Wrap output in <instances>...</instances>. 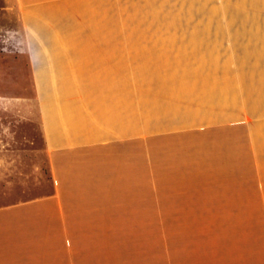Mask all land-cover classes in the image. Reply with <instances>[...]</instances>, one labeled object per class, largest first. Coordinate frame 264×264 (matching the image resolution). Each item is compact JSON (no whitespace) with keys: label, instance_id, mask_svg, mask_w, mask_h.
<instances>
[{"label":"crops","instance_id":"0c3cea01","mask_svg":"<svg viewBox=\"0 0 264 264\" xmlns=\"http://www.w3.org/2000/svg\"><path fill=\"white\" fill-rule=\"evenodd\" d=\"M60 1L20 0L42 150L0 123V264H264V0L248 27Z\"/></svg>","mask_w":264,"mask_h":264},{"label":"rangeland","instance_id":"374dc122","mask_svg":"<svg viewBox=\"0 0 264 264\" xmlns=\"http://www.w3.org/2000/svg\"><path fill=\"white\" fill-rule=\"evenodd\" d=\"M56 4L69 12L85 11L91 23L108 26H263V0H62ZM21 5L20 0H0V123L40 152L34 83L19 49L24 40ZM76 15L75 20H80ZM150 232L158 237L163 227L155 231L150 227Z\"/></svg>","mask_w":264,"mask_h":264}]
</instances>
